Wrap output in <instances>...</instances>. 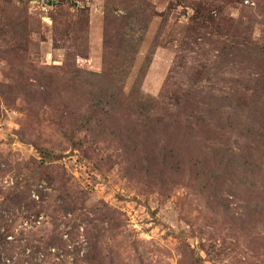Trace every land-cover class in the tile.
Instances as JSON below:
<instances>
[{"label":"rangeland","instance_id":"1","mask_svg":"<svg viewBox=\"0 0 264 264\" xmlns=\"http://www.w3.org/2000/svg\"><path fill=\"white\" fill-rule=\"evenodd\" d=\"M0 264H264V0H0Z\"/></svg>","mask_w":264,"mask_h":264}]
</instances>
